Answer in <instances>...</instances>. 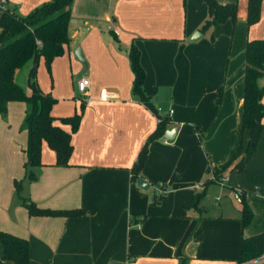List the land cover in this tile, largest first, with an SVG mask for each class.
Wrapping results in <instances>:
<instances>
[{
    "label": "crops",
    "instance_id": "0c3cea01",
    "mask_svg": "<svg viewBox=\"0 0 264 264\" xmlns=\"http://www.w3.org/2000/svg\"><path fill=\"white\" fill-rule=\"evenodd\" d=\"M48 1L0 2V17L6 8L27 15ZM219 1L237 2L239 21L216 26L212 42L209 33L190 40L208 16L205 0H74L64 54L54 58L50 69L40 58L37 70L49 74L48 79L39 75L37 83L57 98L53 114L81 115L75 131L56 121L72 131L71 165H56L54 150L44 142L43 165L24 192L41 207L83 208L85 215L29 214L15 187V180L26 175L28 130L23 129L20 145L19 125L27 105L9 102L8 111H22L17 122L0 118L2 134L16 133L8 142L10 166L0 167V229L29 239L30 264H239L242 239L264 230V130L243 170L227 169L219 177L224 182L212 180L241 138L246 145L250 137L241 127L245 46L248 38H264V2L260 20L248 27V0ZM132 44L141 50L146 94L169 121L166 130L176 128L174 138L165 141L164 134L149 146L141 175L150 184L147 190L132 180V168L158 119L133 92ZM79 48L88 62L83 74ZM82 76L90 79L91 102L78 91ZM103 88L117 98L101 100ZM225 182L229 189L220 186L222 194L208 202L215 212H204V198L209 201L217 184ZM161 184L167 194L159 199ZM237 190L242 199L235 204L228 193ZM202 193L198 206H186ZM243 198L254 212L246 227Z\"/></svg>",
    "mask_w": 264,
    "mask_h": 264
},
{
    "label": "trees",
    "instance_id": "16d2710c",
    "mask_svg": "<svg viewBox=\"0 0 264 264\" xmlns=\"http://www.w3.org/2000/svg\"><path fill=\"white\" fill-rule=\"evenodd\" d=\"M205 1L208 5V16L203 21L200 31L205 34L209 33L210 40L214 42L216 26L228 20L234 24L238 21L239 5L237 2ZM263 2L264 0H248V27L260 20ZM73 3L74 0H49L27 15H21L6 8L0 17V114H5L8 111V104L11 101H23L27 105L24 122V128L28 130V142L25 150L27 154L26 175L24 178L15 180V187L21 204L28 209L32 216L69 218L81 217L87 213L83 208L41 207L23 192L24 181L35 180L37 169L43 165L44 142H47L48 146L54 150L56 165H71L74 149L72 131L77 129L81 115L79 113L69 116L53 114L57 98L50 93L43 92L38 86L37 70L40 58L45 59L47 67L50 69L54 58L64 54L71 39L70 25ZM129 58L134 73L133 92L149 109L161 116L146 94L144 88L146 70L141 62V50L135 44H132L129 49ZM245 61L241 127L242 132L246 129L250 131V137L246 145L243 137L241 138L232 159L221 170L214 172L218 177L227 169H237L238 171L244 169L256 151L264 130V84L261 82L264 77V38H248L245 46ZM29 63H32L28 77L31 93H28L17 79L19 71ZM223 92V86H221L218 90V103L221 102ZM57 120L64 124H70L72 131L64 129L56 122ZM168 123L169 121L162 117L157 129L144 143L132 168V180L137 181L138 177L142 175L149 155V146L152 141L165 134ZM204 195L205 193H202L192 197L186 206H198L200 198ZM158 197L159 199L164 198L165 193L159 192ZM253 219L254 212L243 198L241 214L243 226H248ZM0 244L2 246L0 264H7V261H12L14 264H30V241L28 238L0 229ZM263 252L264 230L242 239L241 256L238 263L250 261L262 255Z\"/></svg>",
    "mask_w": 264,
    "mask_h": 264
},
{
    "label": "rangeland",
    "instance_id": "374dc122",
    "mask_svg": "<svg viewBox=\"0 0 264 264\" xmlns=\"http://www.w3.org/2000/svg\"><path fill=\"white\" fill-rule=\"evenodd\" d=\"M238 21H239V15H238ZM237 21V22H238ZM236 22V23H237ZM235 23V24H236ZM45 61V60H44ZM43 61V62H44ZM46 62V61H45ZM30 64V63H29ZM29 64H27L24 68H22L20 71H19V73H18V76H17V79H18V82L22 85V86H24L25 88H26V90H27V92L28 93H31L32 91L30 90V88H29V86H28V71H29V69H28V66H29ZM45 65V64H44ZM47 70V69H46ZM39 75H41V78H43V79H48L49 78V74H48V72H46V73H42V72H40V69H39V72L37 71V77L39 76ZM79 93H80V91H79ZM78 96H79V94H78ZM26 104V103H25ZM27 110V109H26ZM22 111H19V110H13V109H10L9 111H8V114L7 115H5L4 117L2 116V117H0L1 118V120H4V121H8L9 119L10 120H14V121H19V116H20V113H21ZM21 115H22V113H21ZM24 122H25V117L23 116L22 117V119H21V121H20V125H19V133H20V135H21V138L19 139V144L21 145L22 144V140H23V137L22 136H24ZM16 137V133L13 131V132H8V133H6V134H2V132H0V167H1V169L2 168H5V169H7L9 166H10V160L9 159H11V157H13V156H11V153H10V146H9V141L11 140V139H16L15 138ZM17 154H19V153H17ZM20 157L21 156H17V159H20ZM18 163V162H17ZM16 163V164H17ZM24 174H25V171H24V173H23V176H24ZM23 176H21V177H18V178H24ZM25 183L27 182V180H25L24 181ZM225 185H226V182L224 183V184H217V186H218V188L217 189H214L212 192H211V194H210V196H209V198H210V200L208 201L207 200V198L205 197L204 198V200H203V204H204V212H205V210L206 209H210V208H212V210H206L207 211V213L208 214H213L214 212H215V206H212L210 203H213V200H214V196L215 195H221L222 194V191L219 189V187L221 186V187H225ZM25 186H26V184H25ZM25 186H24V189H25ZM225 188H228L227 186L225 187ZM229 189V188H228ZM25 191V190H24ZM23 191V192H24ZM166 194L167 193H165V196H166ZM228 195L230 196V198H229V200H232L233 199V201L235 202V201H237L238 202V199H236V197H235V193L234 192H229L228 193ZM158 196H159V192L157 191V193H156V197L158 198ZM222 197V196H221ZM223 200H226V198L227 197H224V195H223ZM228 199V198H227ZM207 200V201H206ZM206 201V202H205ZM208 202H210V203H208ZM235 204H237L236 202H235ZM214 205V204H213ZM237 206H239V205H237Z\"/></svg>",
    "mask_w": 264,
    "mask_h": 264
},
{
    "label": "built area",
    "instance_id": "2783aa9c",
    "mask_svg": "<svg viewBox=\"0 0 264 264\" xmlns=\"http://www.w3.org/2000/svg\"><path fill=\"white\" fill-rule=\"evenodd\" d=\"M0 2L2 4L6 3L7 0H0ZM39 44H41L40 42H38ZM90 79L87 78V77H80L77 81V88H78V91H80V94L82 96V99L86 102H91L92 101V98L90 96ZM117 98V94L116 92H113V91H110V90H107L106 88H103L101 89L100 91V99L103 100V101H108V100H112V99H116ZM172 112V111H171ZM157 116V119H158V123L162 120V117L161 116ZM168 140L167 138L165 139V141ZM212 180H216L218 182H224L226 180V178L222 177V178H219L216 176V174H213V177H212ZM159 190L160 192L162 193H166V187L165 185L161 184L159 186ZM235 197L238 199V200H241L242 199V192L241 190H237L236 193H235ZM240 264H264V252L262 255L250 260V261H247V262H244V263H240Z\"/></svg>",
    "mask_w": 264,
    "mask_h": 264
},
{
    "label": "water",
    "instance_id": "95a60500",
    "mask_svg": "<svg viewBox=\"0 0 264 264\" xmlns=\"http://www.w3.org/2000/svg\"><path fill=\"white\" fill-rule=\"evenodd\" d=\"M204 36V33L200 30H197L196 32H194V34L191 36L190 40L191 41H195V40H198L200 39L201 37ZM76 57L84 64L85 66V69L83 70L82 74L84 72H86L88 70V62L86 61L85 57H84V54L81 50V48H79L77 51H76ZM176 133V128H172V129H169V130H166L165 132V138L167 139H172L174 138V135ZM137 184L142 188V189H145L147 190L149 187H150V184L149 182L142 176L138 177L137 179ZM111 264H117L116 262H112Z\"/></svg>",
    "mask_w": 264,
    "mask_h": 264
}]
</instances>
